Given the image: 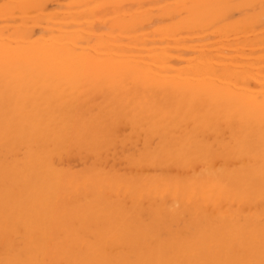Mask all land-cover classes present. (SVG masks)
<instances>
[{
    "label": "bare ground",
    "instance_id": "bare-ground-1",
    "mask_svg": "<svg viewBox=\"0 0 264 264\" xmlns=\"http://www.w3.org/2000/svg\"><path fill=\"white\" fill-rule=\"evenodd\" d=\"M49 1L0 10L17 23L0 33V264H264V0H79L35 38L28 9ZM118 145L130 173L100 165Z\"/></svg>",
    "mask_w": 264,
    "mask_h": 264
},
{
    "label": "rangeland",
    "instance_id": "rangeland-1",
    "mask_svg": "<svg viewBox=\"0 0 264 264\" xmlns=\"http://www.w3.org/2000/svg\"><path fill=\"white\" fill-rule=\"evenodd\" d=\"M12 1V2H11ZM19 1H21V0H10V3L12 4L13 2V5L12 6H15L14 4H15V2H19ZM53 1V2H52ZM60 0H50L49 2H47V4L45 5V7L42 9V10H40L39 12H37V9H28V13L27 14H29V11H32L33 13H37V14H33L32 16H30L31 15V13H30V15L27 17V18H29V20L27 19V21H24V24H28V26H26V27H28V28H30L31 27V29H32V31H33V33H34V36H36L35 38H38L39 36L38 35H42V34H44L43 32H45V31H47V30H49V29H51V28H47V30H44L42 33H41V31L44 29V28H46L48 25L49 26H53V29H57L60 25H57V24H61V23H64V22H62L63 21V19H62V17H64V14H66V13H68V11H69V13L71 12V9L73 10V11H75V10H78L79 8L77 7V5L75 4V3H77L79 0H67L68 1V3H67V1L65 0H61L60 1V4L58 3ZM71 1H72V3H71ZM6 2H8L9 3V1L7 0ZM52 2V3H51ZM65 2L68 4H65ZM2 3H4V4H6L5 3V0H4V2H3V0H2V2H1V4ZM9 3V4H10ZM49 3H50V5H49ZM58 3V4H57ZM0 4V8H2V9H0L1 11H3V8H4V10L7 8V5L9 6V4H7L6 6L3 4V6ZM61 4H63V5H61ZM70 4H72V5H70ZM49 5V7H46V6H48ZM2 6V7H1ZM58 6V7H57ZM62 6V7H61ZM64 6V7H63ZM70 6H72V7H70ZM17 7V8H16ZM66 7V8H65ZM19 8H20V6H19ZM46 8L50 11H48V10H46ZM62 8H63V10H62ZM57 9V10H56ZM62 10V12L61 13H63V11H64V13L63 14H61L59 11H61ZM69 9V10H68ZM158 9V8H157ZM157 9H155L156 11H157ZM14 11H12V13L14 14L15 12V14L14 15H16L17 17L16 18H20V17H22L21 15H19V14H21L20 13V10L18 11V5L17 6H15V8L13 9ZM45 10V11H44ZM159 10V9H158ZM0 11V27H1V29H0V33L1 32H3V31H7L8 33L9 32H12V30H13V28L17 25V23H16V25H14L15 24V21H11L9 18L11 17V15H9L8 16V13H6V11L3 13V12H1ZM36 11V12H35ZM41 11H43V12H46V14L45 13H43V12H41ZM56 13H55V12ZM65 11H67V12H65ZM40 12L41 13H43V14H41V15H39L40 14ZM50 14H49V13ZM1 13H2V15H1ZM58 13V15H59V18H57V16H56V18L59 20L60 19V21L59 22H57L56 23V21H58L56 18H51V19H53V20H50V18L48 19V17H55V16H52V14H57ZM109 13V12H108ZM107 13V14H108ZM114 13H118V15L117 14H114ZM119 11H116V12H114V11H111L110 13H109V15H111L109 18H107V16H109V15H107L106 14V16H105V18H104V16H103V18L104 19H113V18H115L116 16H119ZM48 14V15H47ZM114 14V15H113ZM3 15L4 16H8V17H4V18H2L3 17ZM37 15V16H36ZM42 16L43 15V19L42 18H39V16ZM45 15H47V18L45 17L44 18V16ZM50 15V16H49ZM25 16H27V15H25ZM61 16V17H60ZM66 16V15H65ZM239 15L238 14H236V17H238ZM15 17V16H14ZM34 17V18H33ZM35 17H38V18H35ZM8 18V20L6 21L5 19H7ZM34 19H36V20H34ZM45 19V20H44ZM56 19V20H55ZM62 19V20H61ZM66 19V17H64V20ZM33 21V22H32ZM51 21V22H50ZM53 21V22H52ZM29 22V23H28ZM32 22V23H31ZM38 22V23H37ZM51 24H53V25H51ZM66 22V21H65ZM8 24H12V25H8ZM30 24H31V26H30ZM34 24H36V26L34 25ZM37 24H38V26H37ZM45 24V25H44ZM8 25V26H7ZM34 25V26H33ZM7 27L6 29H8V30H6V29H4L3 30V28L4 27ZM43 26H45V27H43ZM58 26V27H57ZM3 27V28H2ZM11 27V28H10ZM10 28V29H9ZM37 28H38V30H37ZM41 28H43V29H41ZM12 29V30H11ZM3 30V31H2ZM41 30V31H40ZM6 32V33H7ZM36 33H38V34H36ZM41 33V34H40ZM48 33V32H47ZM50 34H51V32H49ZM48 33V34H49ZM38 36V37H37ZM245 37H248V35H246V36H244V35H240V36H238V37H236V38H234V37H230L228 40H230L231 41V39H232V41L233 40H241L242 38V40H244L245 39ZM212 42H213V40H211ZM216 48V47H215ZM249 49L247 48V50H246V53H250L251 51H253L254 52V50L255 51H257V52H254V54L252 55L251 54V58H253V56H254V58H256V54H257V57L258 56H260L261 54H262V56H264V52L262 51V53L259 51L258 52V49H254V50H249ZM230 55H233V52H232V54H230ZM251 88L252 89H258V88H256V87H258V85L255 83V85H254V83H251ZM124 130V131H123ZM122 130V133L124 134V136H126L127 134H129L130 133V131L126 128V130H125V128ZM126 131V132H125ZM131 146L130 145H128L126 148L128 149V148H130ZM118 149H117V152H118V154L117 155H115V157H116V159L115 158H113L114 157V155H111L110 156V160H107L108 161V164H107V161H102V162H100L101 164V167L103 166V168H104V165L106 164V166H105V169H107L108 170V167L111 165V167L113 168V166L115 167V168H117V170L119 171L120 169L122 170V171H125V173H130V172H132V171H130L131 169H130V166L128 165L127 166V164H125L124 163V160L123 161H121V159H123V149H121V146L120 145H118V147H117ZM127 149L126 150H124V151H126L127 152ZM119 150V151H118ZM128 151H129V149H128ZM1 154V153H0ZM113 154V153H112ZM121 155H122V157H121ZM77 156V155H76ZM73 157V158H72ZM74 157L75 156H71V157H69L70 158V161H69V159L68 158H64L65 159V161L64 160H62L61 162L62 163H64V162H66V163H64V164H62V163H59V165H67V164H69V165H71L72 166V168L74 169V170H80V169H82L83 167H85L84 165H86V163L87 164H89V163H91V158H89V159H85V160H87L86 161V163H85V161L82 159H80V157L79 156H77V157H75V159H74ZM121 158V159H120ZM113 159H115V160H113ZM119 159V160H118ZM66 160H68L69 161V163H67V161ZM112 161H116V162H112ZM120 161V162H119ZM110 162V163H109ZM119 163H120V165H119ZM114 164V165H113ZM117 166V167H116ZM75 167V168H74ZM107 167V168H106ZM120 167V168H119ZM122 167V168H121ZM176 170H178L179 169V173L180 172H182V171H184V170H182V169H180V168H177V167H174ZM172 169V170H169L171 173H174L176 170L175 169ZM187 167H185L184 169H186ZM109 169H110V167H109ZM150 169H151V171H150ZM150 169H148L149 171H147V172H149V173H153V171H154V169H156V168H150ZM163 170H165V169H163ZM168 169H166L165 171H167ZM181 170V171H180ZM191 170V167L189 166V170H188V168H187V171H184L186 174H190V173H192V171H190ZM192 170H193V168H192ZM160 170H159V168L158 169H156V171H155V173H157V172H159ZM173 171V172H172ZM146 172V171H145ZM123 173V172H122ZM176 173H177V171H176ZM130 204V205H129ZM127 205H129V208L131 207V203H128ZM126 210H128L129 211V209H126Z\"/></svg>",
    "mask_w": 264,
    "mask_h": 264
}]
</instances>
